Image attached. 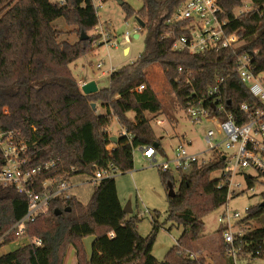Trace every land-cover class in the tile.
<instances>
[{"label": "trees", "instance_id": "trees-1", "mask_svg": "<svg viewBox=\"0 0 264 264\" xmlns=\"http://www.w3.org/2000/svg\"><path fill=\"white\" fill-rule=\"evenodd\" d=\"M182 1L143 0L136 12L122 3L126 18L134 15L144 22V28L137 31L145 33L144 49L133 61L109 73L107 87L83 94L70 65L102 45L95 41L99 35L87 34L98 23L89 0H0V130H19L18 138L27 147V168L53 162L48 170L36 175L33 191H40L46 179L78 180L110 162L121 172L131 170L133 150L137 147L156 144L157 153L165 155L151 125L156 116L164 113V105L144 73L152 63L160 66L176 104L183 111L186 101L193 99V89L203 92L218 79L223 80L220 94L224 110L237 124L246 121L241 103L250 109L262 106L240 81L235 71L237 54L232 50L190 54L172 48L173 40L184 30L182 24H168L166 20ZM251 1L255 6L264 3ZM217 3L221 17L227 21L226 32H235L244 41L241 50L257 52L253 69L264 73V9L234 16L241 0ZM59 17L74 26L78 33L76 41L61 39L62 32L53 25ZM81 32L88 37L80 40ZM139 84L144 85L141 91L136 90ZM96 101L104 109L101 114L91 107ZM112 118L117 119L121 129H126L129 139L120 132L115 136L116 142H111L108 127ZM2 164L0 149V167ZM225 166V160L217 153H212L205 163H192L185 171L177 172L179 184L173 195L168 194L173 176L159 170L166 190L168 219L182 227L176 245L162 263L207 264L203 257H193L192 251L201 236L203 218L227 202ZM215 172L217 176L213 175ZM244 176L248 188H253L255 177ZM258 176L264 177V173ZM85 186L75 187L69 199H51L47 211L27 222L20 234L9 230L24 215L27 199L13 186H0V246L25 239L18 248L0 254V264H64L71 246L77 264H161L151 253L159 226L156 220L152 218V232L142 236L137 231V217L128 216L122 209L114 178L90 185L91 193L82 201L88 191ZM261 195L264 202V191ZM261 202L246 208L245 215L235 221L241 230L235 234V243L240 247L236 257L248 253L264 255ZM68 206L71 210L63 211ZM54 209L62 212L55 215ZM255 221L261 225L250 228ZM87 235L95 236L88 258L81 241ZM33 239H39L40 244H34ZM218 250L228 259L227 264H234L223 240Z\"/></svg>", "mask_w": 264, "mask_h": 264}, {"label": "built area", "instance_id": "built-area-1", "mask_svg": "<svg viewBox=\"0 0 264 264\" xmlns=\"http://www.w3.org/2000/svg\"><path fill=\"white\" fill-rule=\"evenodd\" d=\"M51 2L63 3L64 0H50ZM85 1V0H82ZM104 0H89L95 11L102 7ZM248 4L242 1L240 13L251 10L258 11L264 9V3L255 6L251 0ZM222 12L217 0H183L169 15L166 22L168 24H182L183 34L178 35L172 42V48L177 51L186 50L190 54L204 51H218L228 48L237 54L236 73L240 81L247 87L249 93L261 104V107L249 108L246 103L240 104V110L246 114V121L237 124L232 115L224 110L221 102L220 85L222 79L208 87L203 92L193 89V99L190 97L186 101L184 112L195 121L202 119L215 122L214 128H210L204 134L206 149L200 152H192L184 146H177L173 149L171 156L157 163L156 165L163 171L178 172L185 171L192 163L207 162L212 153H217L223 157L226 166L223 174L228 177V196L230 198L232 190V177L246 169H252L257 173H264V73H256L253 69L252 61L256 51L248 52L241 50L244 41L235 32H226V20L221 17ZM234 12V16H236ZM140 29L136 23L135 31ZM94 34L101 36L102 40L97 41L102 45L117 46L109 39L105 27L96 24L92 28ZM134 35V34H133ZM131 35L126 31L122 35L120 44L130 43ZM101 45V46H102ZM97 68L101 65L98 63ZM113 68L103 73H110ZM181 71L180 68H178ZM188 81V80H187ZM84 82H80L79 86ZM144 88L143 84L136 87L137 91ZM156 124H162L159 119H154ZM121 134L130 138L125 128L121 129ZM19 130H0V149L3 164L0 167V186H13L19 194H23L27 199V207L24 215L17 220L9 231L15 230L17 234L22 233L24 225L33 221L35 217L47 211L51 199L62 196L69 199L73 189L85 184L95 185L98 182L114 178L121 170L111 162L103 168H94L91 175L86 180H73L71 177L63 180L46 179L41 184V190L35 192L31 189L34 179L43 170H48L53 162L43 163L31 168H27L26 144L18 138ZM110 148V147H108ZM141 155L148 159L150 163H156L157 151L153 146H141ZM240 184H235L238 187ZM228 200V199H227ZM227 203V202H226ZM226 203L224 210L218 216L221 223V237L227 246L228 254L234 259L240 247L235 243V234L240 233L232 219H239L240 214L229 212ZM145 212H148L146 209ZM237 221V220H236ZM8 233V231L6 232ZM3 236H0V241ZM34 244L39 245V239H33Z\"/></svg>", "mask_w": 264, "mask_h": 264}, {"label": "rangeland", "instance_id": "rangeland-1", "mask_svg": "<svg viewBox=\"0 0 264 264\" xmlns=\"http://www.w3.org/2000/svg\"><path fill=\"white\" fill-rule=\"evenodd\" d=\"M127 4L135 12L141 8L143 0H104L102 7L96 11L98 16V24L105 27L109 39L117 46L104 44L95 48L92 52L80 56L70 65L72 74L76 79L93 80L98 89L107 87L109 84V72L102 74L110 68L117 69L121 66L133 61L144 49V32H139L137 38H133L136 33L135 16L126 18L122 5ZM248 4V0H241ZM240 8L234 10L235 14H239ZM53 25L62 32L61 39L69 42L76 41L78 36L73 29L74 26L65 22L62 17L53 21ZM128 31L131 35L130 43L121 45L122 35ZM94 34L92 30L87 33ZM102 40L101 36L95 40ZM98 43V42H97ZM128 49L127 53L124 52ZM101 67L97 68L96 65ZM145 76L151 81L152 87L164 105V113L156 116L163 121L162 124H156L155 118L151 121L152 128L161 147L164 149L165 155L158 152L156 163H150L148 159L141 155L139 148L133 150V168L131 170L120 172L114 176L117 195L122 206L130 205L131 212L128 216L137 217V231L142 236H147L153 230L152 218L156 220L158 226L154 234L153 246L151 253L159 263L166 259L168 252L176 245V241L182 232L181 225L172 224L168 219V201L164 184L159 176L160 168L156 165L163 161L166 156H171L175 147L181 145L189 151L200 152L206 149L204 143V134L210 128H214L215 122L202 119L200 121L191 120L186 113L181 110L175 102L174 95L170 91L169 86L164 78L162 70L157 63H152L144 69ZM80 88V86H79ZM95 111L97 114L104 112L101 104L96 101ZM108 132L112 136H117L121 132L120 125L116 118H112L108 127ZM110 147V146H109ZM173 176L172 189L176 191L179 184V176L176 172H169ZM214 176L218 172L213 173ZM244 175H251L254 178L253 188L249 189ZM78 180H86L85 176L79 177ZM239 183L238 187H234ZM86 185V186H85ZM88 188L86 195L82 201H85L91 193L90 185L85 184ZM231 197L227 200V208L229 212H238L240 218L245 215V209L259 204L262 200L261 192L264 191V177L258 176V173L252 169H246L241 173L232 177ZM225 205L214 209L204 218V224L201 236L195 241L192 256L196 258L203 257L205 262L209 264H227L228 259L224 257L222 250H218L221 243V223L218 216L224 210ZM146 209L148 212H145ZM238 219H232L233 223ZM261 223L252 222L250 228L259 227ZM239 228H233L237 231ZM220 230V231H219ZM241 231V230H240ZM94 235H87L82 238V244L86 257L91 254V245ZM25 239L18 238L16 240L4 243L0 246V254L7 253L18 248ZM199 251L198 256H194ZM223 259V260H222ZM234 264H264V255L252 256L250 253L235 257ZM64 264H77L74 249L71 246L68 249ZM208 264V263H207Z\"/></svg>", "mask_w": 264, "mask_h": 264}, {"label": "water", "instance_id": "water-1", "mask_svg": "<svg viewBox=\"0 0 264 264\" xmlns=\"http://www.w3.org/2000/svg\"><path fill=\"white\" fill-rule=\"evenodd\" d=\"M119 3L122 4L121 1H119ZM135 20H136V23L139 25L140 28H144V22H143V21H141V20H140L139 18H137V17H135ZM87 37H88L87 34H85L84 32H81V33H80V37H79V39H80V40H84V39H86ZM137 37H138V34L135 33V34L133 35V38H137ZM127 51H128V49L126 48V49L124 50V52L127 53ZM80 90H81V92H82L83 94H91V93H95V92H97V91H98V87H97L96 83H95L93 80H90V81L84 82V83L81 85ZM91 107L94 109V108H95V104H94V103H91ZM110 140H111L112 143H115L116 140H117V137H115V136H111V137H110ZM153 147H156V144H154ZM168 194H169V195H173V194H174V191H173L172 188L169 190V193H168ZM261 204L264 205V202H261ZM122 209H123V211H124L125 213H129V212H131V209H130V205H129V204L123 206ZM70 210H71V208H70L69 206H68V207H65V208L63 209V211H66V212H68V211H70ZM53 212H54L55 215H58V214H60V213L62 212V210H60V209H54ZM161 264H164V263H161Z\"/></svg>", "mask_w": 264, "mask_h": 264}, {"label": "crops", "instance_id": "crops-1", "mask_svg": "<svg viewBox=\"0 0 264 264\" xmlns=\"http://www.w3.org/2000/svg\"><path fill=\"white\" fill-rule=\"evenodd\" d=\"M102 74H106V73H103V72H101ZM88 80H85V78L84 79H77V82H78V85L80 84V82L82 83V82H87ZM157 119V118H156ZM159 119V118H158ZM159 120H161V119H159ZM162 121V120H161ZM162 123H163V121H162ZM195 253V255L194 256H198L199 254H200V252L199 251H196V252H194ZM223 260V259H222ZM207 263L209 264V262L207 261ZM223 264H225V262H224V260H223Z\"/></svg>", "mask_w": 264, "mask_h": 264}]
</instances>
